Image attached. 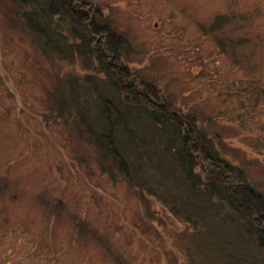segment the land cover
I'll return each instance as SVG.
<instances>
[{"label": "rangeland", "instance_id": "rangeland-1", "mask_svg": "<svg viewBox=\"0 0 264 264\" xmlns=\"http://www.w3.org/2000/svg\"><path fill=\"white\" fill-rule=\"evenodd\" d=\"M78 1L121 40L114 63L132 81L126 91L147 88L168 111L197 117L264 194V0ZM21 13L17 0H0V264H261L225 204L196 222L171 211L169 191L146 171L163 145L130 158L121 123L136 140L152 138L146 113L115 92L87 31L46 13L43 37ZM101 99L113 120L115 109L123 115L113 140L141 186L95 142L107 129Z\"/></svg>", "mask_w": 264, "mask_h": 264}, {"label": "trees", "instance_id": "trees-1", "mask_svg": "<svg viewBox=\"0 0 264 264\" xmlns=\"http://www.w3.org/2000/svg\"><path fill=\"white\" fill-rule=\"evenodd\" d=\"M17 1L21 5V18L25 26L38 35L48 37L49 32L44 20L46 13L50 16L55 14L65 16L72 23L82 26L84 31H87L88 41L94 47L99 62L104 64V73L108 75L115 92L123 95L121 97L126 105L141 109L146 113L145 123H147V130L152 138L139 136L136 140V136L131 133L129 127L121 123L125 126L132 152L129 155L130 158H139V156L142 158V153H138L139 147L149 158L150 152L145 151V146H148L149 150L151 149L149 144H155L157 145L155 147L161 148L163 145L160 156L152 165L156 169L153 172L149 169L146 171L160 179L162 192L169 191L166 199L171 211L186 220L196 222L212 218L213 214L219 213L220 206L225 204L234 215L227 216V219L230 222L235 220L242 222L236 236L242 230L244 235L253 237L254 246L261 258L260 263L264 264V194L249 186L243 172L231 166L230 162L219 155L214 148V139L219 140L220 137L210 138L203 133L197 125L199 119L194 115L181 117V114L176 115L168 111L165 105L147 88L142 90L133 86L132 89L130 86L131 90L127 92L125 85L128 86L132 81L128 75H125L124 67L114 63L121 40L114 36L107 25L98 28L89 10L84 8L85 4L78 5V0H46L41 8L38 5L40 0ZM260 94L264 98V83L260 87ZM106 103H108L107 99H101V115L105 118L107 129L104 134H97L95 142L97 145L105 143V151L116 160L125 177L130 182L141 186L129 175L126 158L115 146L113 140L114 129L123 115L120 116L118 109H115L117 118L113 120L111 110ZM184 123H188L187 130ZM139 160L138 167L141 168L146 160ZM166 164H169V167L165 168ZM200 172L204 174V177ZM168 175L178 177L175 180L169 177L172 183L170 184L171 180H168V184ZM198 185L203 187V193L196 190ZM152 191L150 190L149 193ZM224 256L227 260H237L236 262L240 263L238 257H234L232 253L228 254L225 250ZM249 260L250 254H247L246 261ZM255 260L257 262V259Z\"/></svg>", "mask_w": 264, "mask_h": 264}]
</instances>
